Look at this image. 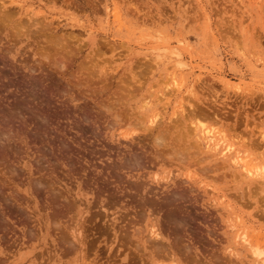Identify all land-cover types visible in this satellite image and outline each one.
<instances>
[{"label":"rangeland","instance_id":"obj_1","mask_svg":"<svg viewBox=\"0 0 264 264\" xmlns=\"http://www.w3.org/2000/svg\"><path fill=\"white\" fill-rule=\"evenodd\" d=\"M0 11V264H264V0Z\"/></svg>","mask_w":264,"mask_h":264},{"label":"bare ground","instance_id":"obj_2","mask_svg":"<svg viewBox=\"0 0 264 264\" xmlns=\"http://www.w3.org/2000/svg\"><path fill=\"white\" fill-rule=\"evenodd\" d=\"M1 12V11H0ZM5 16H7V15H5ZM8 19V18H7ZM8 23V22H7ZM20 28V27H19ZM13 32V31H12ZM7 35V34H6ZM64 43V42H63ZM64 45H62V47H63ZM204 136H205V138L207 137V138H209L210 140L211 139H213V137H214V134L211 132V130H205L204 132ZM162 137V136H161ZM160 138V137H159ZM161 139V138H160ZM160 141V140H159ZM165 145V144H164ZM132 159V158H131ZM133 161H134V159H133ZM141 161V160H140ZM138 162V161H137ZM142 163V162H141ZM129 195V194H128ZM130 197H131V195H130ZM171 201V200H170ZM167 203V202H166ZM172 203V202H171ZM129 224H130V222H129ZM124 230V229H123ZM156 243H157V241H156ZM141 246V245H140ZM164 246V245H163ZM146 247V246H145ZM152 247V246H151ZM141 249V248H140ZM173 249V248H172ZM142 250V249H141ZM151 250V249H150ZM157 250V249H156ZM166 250V249H165ZM157 253V252H156ZM150 254H151V252H150ZM160 256H161V254H159Z\"/></svg>","mask_w":264,"mask_h":264}]
</instances>
